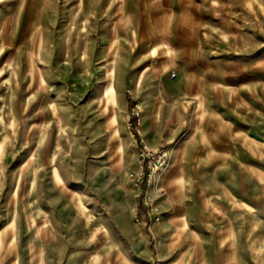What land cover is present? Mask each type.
<instances>
[{"label":"rangeland","instance_id":"obj_1","mask_svg":"<svg viewBox=\"0 0 264 264\" xmlns=\"http://www.w3.org/2000/svg\"><path fill=\"white\" fill-rule=\"evenodd\" d=\"M203 1L0 0V264H264V0Z\"/></svg>","mask_w":264,"mask_h":264},{"label":"crops","instance_id":"obj_2","mask_svg":"<svg viewBox=\"0 0 264 264\" xmlns=\"http://www.w3.org/2000/svg\"><path fill=\"white\" fill-rule=\"evenodd\" d=\"M204 2L205 1H203V3H202V0H156V1L154 0V2L152 4L153 5H162L164 10H166V12H165L166 14H164V16H162V17H166L170 21V19H172V17L175 15L176 12L177 13L179 12L178 14L180 15V17L182 19L186 20V12L182 11L183 6L192 5L193 10H195V12H196L197 10H199V8L198 9L196 8L197 5L200 6L201 4H204ZM187 19H190V18H187ZM193 19H199V17L193 18ZM156 56L157 55L155 54V52H151L150 58H148V60L146 57H142L143 59L141 57L137 59L138 65H137L136 69H138V67H140L143 63H145L149 66L148 71L146 72V74H144L146 76H149V77H147V79H149L147 84H145V85L143 84V83H145L143 80L144 75L143 76H135L132 80H130L131 84L134 86L135 92L138 95H140L141 93H144L145 97H146V96H148V94L153 95V94H156V92H158V94H161L162 89L164 87H166L168 85V83H167V80L163 81V79L160 78V71L161 72L167 71L170 68H174L173 66H175V65L177 66L176 62L174 63V61L168 60V57H169L168 54H167V56H165L167 61L163 65H158L156 63L157 60L155 59ZM127 62L129 63V60ZM114 75H115V73H114ZM126 75H127L126 71L122 72L121 74L119 72V77H118L119 79L116 82L115 90L121 91V89L125 86ZM194 81H196V79H194ZM180 85L184 86V84L182 82H180ZM181 91L184 94L188 93V90H186V88H184V87L181 88ZM144 94H143V96H144ZM181 113H182V116H192L187 110H182ZM146 133H148V132H146ZM158 139H159L158 132H157V130H155L154 136L151 137L150 145L153 147L156 146ZM187 146H188V144L184 143L183 145H181L179 147V149H178L179 161L184 159L186 149L188 148ZM214 159H215V161H217V160L219 161L218 158H214Z\"/></svg>","mask_w":264,"mask_h":264},{"label":"built area","instance_id":"obj_3","mask_svg":"<svg viewBox=\"0 0 264 264\" xmlns=\"http://www.w3.org/2000/svg\"><path fill=\"white\" fill-rule=\"evenodd\" d=\"M143 156H147L148 158H145V159H149L150 163H152L153 161L156 162L154 164V168H152L154 170H157L160 167H163L166 162L165 153L161 154V152H150L146 147L144 148Z\"/></svg>","mask_w":264,"mask_h":264},{"label":"bare ground","instance_id":"obj_4","mask_svg":"<svg viewBox=\"0 0 264 264\" xmlns=\"http://www.w3.org/2000/svg\"><path fill=\"white\" fill-rule=\"evenodd\" d=\"M160 118L164 119V122H173L174 120V115H173V107H168V111L164 110L161 114V116H159Z\"/></svg>","mask_w":264,"mask_h":264}]
</instances>
